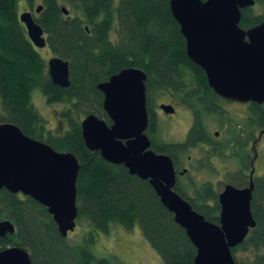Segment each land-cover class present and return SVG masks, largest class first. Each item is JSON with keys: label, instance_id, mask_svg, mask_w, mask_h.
Returning a JSON list of instances; mask_svg holds the SVG:
<instances>
[{"label": "trees", "instance_id": "obj_1", "mask_svg": "<svg viewBox=\"0 0 264 264\" xmlns=\"http://www.w3.org/2000/svg\"><path fill=\"white\" fill-rule=\"evenodd\" d=\"M25 1L32 10L35 1ZM254 1L253 7L241 10L239 27L244 30L264 22V0ZM20 2L0 0V123L13 124L30 139L75 156L79 164L75 224H84L86 231L72 245L68 235L60 234L44 206L2 189L0 221L10 222L15 231L0 237V251L19 247L29 254L31 264H120L115 258L94 252L98 237L107 235L114 226L127 232L138 227L163 264H194L195 248L149 182L89 150L81 131V122L89 115L111 125L103 109L104 96L97 86L122 70L135 68L146 76L145 133L154 153L166 154L177 166V157H184L186 150V141L161 144L156 140L154 99L162 97L184 109L189 105L195 115L189 145L208 140L207 118L225 123L227 138L233 141L230 158L239 162L240 175L247 170L249 159L244 157L242 143L246 130H237L214 106L219 98L209 87L204 71L189 60L169 0H41L42 10L34 18L43 31L46 51L69 64L70 84L66 88L51 83L46 60L31 44L19 21ZM62 7L68 15H63ZM34 91L42 94L47 105L61 106L63 131L47 130L46 121L33 105ZM251 117L246 122L247 129L261 133L264 109L252 108ZM223 153L216 149L214 156L221 160ZM229 182L236 188L248 184L244 177ZM174 191L206 221L219 223V192L210 182L195 185L186 180L182 185L176 183ZM250 210L256 225L243 243L231 250L236 264H264V177L253 181ZM238 251L252 258L237 261Z\"/></svg>", "mask_w": 264, "mask_h": 264}, {"label": "water", "instance_id": "obj_2", "mask_svg": "<svg viewBox=\"0 0 264 264\" xmlns=\"http://www.w3.org/2000/svg\"><path fill=\"white\" fill-rule=\"evenodd\" d=\"M254 4V0H169L185 39L186 54L204 71L212 91L223 99L264 104V22L247 30L239 27L241 10ZM42 7L38 4L34 13L39 14ZM61 12L69 14L65 7ZM19 21L31 44L44 48L43 31L32 12L19 14ZM47 71L53 85L69 86L67 61L52 57ZM145 79L141 70L130 68L97 86L112 123L107 126L93 115L86 116L81 122L85 146L99 152L106 162L122 165L130 175L149 182L195 248L194 264H236L231 250L242 244L256 225L250 210L253 181L243 189L227 184L219 192L218 224L193 210L174 191L176 174L171 159L149 149ZM159 109L165 115L175 113L171 104H161ZM78 171V161L71 153L56 152L25 136L17 126L0 123V190L20 193L44 206L63 237L76 225ZM14 231L10 222L0 221V237ZM0 264L31 261L26 251L10 247L0 251Z\"/></svg>", "mask_w": 264, "mask_h": 264}, {"label": "rangeland", "instance_id": "obj_3", "mask_svg": "<svg viewBox=\"0 0 264 264\" xmlns=\"http://www.w3.org/2000/svg\"><path fill=\"white\" fill-rule=\"evenodd\" d=\"M34 1V7L31 10L33 15H35V7L41 3V0ZM27 8L29 7L26 1L21 0L18 6L19 13L21 14V12H24V9ZM39 53L45 60H47L51 56L50 53L46 50H40ZM32 101L38 113L46 121L47 130H50L53 133H59L64 130V122L60 118V111L62 109L60 105H47L44 97L38 91H34L32 93ZM166 102L170 103L171 101L167 98L162 97L154 99V105L156 106V108H158L157 106L159 104ZM175 107H177L175 110L176 113L172 117L165 116L159 109H157L159 111L158 136L162 140L170 142L171 144H179L184 141L188 123L186 109L177 105ZM231 107L234 109L233 113L234 111L239 112L241 110V107ZM237 117L241 118L242 114L237 115ZM216 128L218 127L216 126ZM257 133L258 132H255L256 135ZM256 149L258 153L255 161L256 175H258V177H264V137H259ZM189 155H191L190 152ZM184 157L182 159H184ZM213 161V164L215 165L217 161ZM212 165L210 164L208 169L204 168L203 166H199L200 168L206 170V172H208L209 174H196L194 177L191 178V183L193 182V184L199 185L202 183L210 182L214 186V188H216V191L219 192L225 184L230 182L227 180L228 176H223V174H216V171L212 170V167L214 166ZM216 169L219 170L220 166L216 165ZM221 171L223 172L224 169L222 168ZM186 180L188 181L187 178L180 177L178 183L182 185L183 183H185ZM85 229L86 227L84 224L76 225L74 230L67 234L68 243L72 245L78 243L80 236L83 232L86 231ZM93 250L99 255H106L115 258L120 264H163L160 257L141 236L138 227H135L132 232L124 231L118 226L112 227L107 235H100L98 237V240ZM243 257L249 259L252 258L251 255H244L241 254L240 251H238L236 260L239 261L240 258Z\"/></svg>", "mask_w": 264, "mask_h": 264}, {"label": "flooded vegetation", "instance_id": "obj_4", "mask_svg": "<svg viewBox=\"0 0 264 264\" xmlns=\"http://www.w3.org/2000/svg\"><path fill=\"white\" fill-rule=\"evenodd\" d=\"M25 11H30L32 12L29 8L24 9ZM23 12V11H22ZM21 12V13H22ZM40 50H46V47H44L43 49ZM51 55V54H50ZM53 56H50L47 61ZM219 98V102L215 103V107L220 109L222 113H224L227 117V119L230 121V124L235 126L238 129H242V130H246L245 131V135L244 138L242 139V143H243V149L245 151L244 153V157H248L249 159V164H248V168L245 172L241 173V175L239 174L241 171L239 170V162H237V159L234 158H230V146L231 144H233V141H230L229 138H227V130L228 127L225 123H223L222 121L218 120L217 118H207L205 123H206V134L208 135V140L207 141H202L199 142L197 144H193L192 142L189 145V135L192 132V128L196 123V117L193 114V112L189 109V105L186 108V114H187V119H188V123H187V129L185 132V137H184V141L182 143H184L186 141V150H185V157L184 159H182L183 157H177V166L173 164V168L176 174V183H178V180L180 177H185L189 180V182H191V178L194 177L196 174L199 173H206L209 174L208 172H206V170L200 168L199 166H203L204 168H209L210 164L212 165L214 163L213 160L217 161L215 163V165L212 167V170L216 171V174H220L223 176H228V181L231 180L232 178H237V177H244L245 179L248 180V184L243 186L242 188L239 189H243L246 188L249 185V181L252 180L254 181V179H256L258 177V175H256V158H257V149H256V145L257 142L259 140V137H264V135H260V133H257V135L255 134V132H257L256 130H253L252 132L249 130V128L247 129L246 127V122L248 119H250L251 117V112H252V108L256 107V106H261L262 109H264V104H257L254 102H248V103H243V102H238V101H232V100H227V99H223V98ZM164 104H169L168 102L164 103ZM160 105V104H159ZM158 105V106H159ZM176 110L177 107H175L176 105L172 104ZM157 106V107H158ZM241 107V110L239 112H235L233 113V108L231 107ZM159 108H154L153 110V115L158 119V125H159V111L157 110ZM176 113V111H175ZM166 115L167 117H172L175 115ZM242 114V117L239 118L237 117V115ZM252 118V117H251ZM216 126L218 128H216ZM245 127V128H244ZM213 128V130H212ZM255 129V128H254ZM156 136V140H158L159 143L161 144H169V143H165L164 140H162L159 136L158 133L155 132ZM249 137V138H245V137ZM150 141V140H149ZM179 143V144H182ZM150 146H151V142H150ZM151 150V148H149ZM216 149H218L219 151L222 149V151L224 152L222 155V159H216L214 154H216ZM152 151V150H151ZM189 152L191 153V155H189ZM225 152L227 154H225ZM160 155V154H159ZM162 155H166V154H162ZM214 157V158H213ZM183 160V161H181ZM172 161V160H171ZM216 165L220 166V169L217 170L216 169ZM232 167V168H230ZM224 169V171L222 172L221 169ZM207 183V182H206ZM193 184V182L191 183ZM227 184H225L223 186V188L221 189L222 192L225 188ZM231 185V184H229ZM234 186V185H232ZM235 187V186H234ZM216 189V188H215ZM218 192V191H216Z\"/></svg>", "mask_w": 264, "mask_h": 264}]
</instances>
